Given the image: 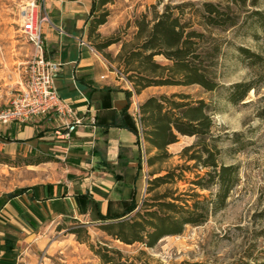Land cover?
I'll use <instances>...</instances> for the list:
<instances>
[{
	"label": "rangeland",
	"instance_id": "1",
	"mask_svg": "<svg viewBox=\"0 0 264 264\" xmlns=\"http://www.w3.org/2000/svg\"><path fill=\"white\" fill-rule=\"evenodd\" d=\"M34 1L42 2L0 0V112L7 109L20 92L35 54L33 44L21 31L24 14L29 4ZM183 2L225 4L224 0H115L113 4L106 6L109 12L107 22L101 25L91 38L88 27V42L100 53L105 62H109L110 70L115 68L125 74L114 60L122 51L124 42L133 40L137 32L136 20L143 14L151 15L154 6L159 12H163L166 5ZM257 9L264 11V0H260ZM100 14L101 11L92 18ZM247 14L246 10L241 11L240 24L237 27L227 31H213V37L222 46L217 68L222 87L218 91L206 92L200 86L150 87L143 96L186 94L195 101L204 100L212 105L215 110L212 116L214 121L212 134L222 152L219 162L239 167V182L232 190L226 208L210 214L207 222L202 225H188L181 235L162 239L154 248H147L142 244L126 245L100 230L98 225L93 223L91 216L79 217V220L88 226L91 243L96 247L100 244L121 251L122 262L242 264L253 262L254 258L264 259V67H251L250 60L239 51V48H246L264 57V31L252 19L248 20ZM108 40L118 42L102 51L99 50V44ZM156 60L162 64H170L163 57H157ZM125 76L130 81L126 74ZM253 80L257 82L256 91L250 92L238 104L228 100V89L233 84ZM135 95L139 94L134 87ZM9 128V125L0 123V133L3 136L12 137ZM197 140V137L180 136L179 142L169 147L172 157L152 167L148 165L147 159L157 155L158 151L151 150L142 142L144 139L140 141L142 169L136 176L135 185L141 204L137 211L145 201L160 196L167 189L174 192L175 196L194 192L191 191L190 181L195 180L198 174L204 175L208 169L197 166L194 161L188 162L183 156V151ZM37 158L36 155L16 149L14 145L0 142V200L6 201L11 194L35 184L52 183L65 177V162L53 159L38 164ZM177 166L188 167L183 173L182 181L178 180L176 184L164 185L149 191V188L153 187L150 184L151 180L164 176L168 170ZM196 192L210 197L211 193L216 192V188L197 189ZM126 198H129L128 195ZM14 202L28 212L27 192L16 197ZM15 208L5 211L7 212L5 217L9 221L18 219ZM19 219L17 221L21 224V221L26 220L21 216ZM73 225L69 218L55 217L41 225L37 231L29 233L15 232L8 226L1 225L0 229L4 227L5 234L17 237L19 246L17 264H103L87 244L81 243L75 235L68 233Z\"/></svg>",
	"mask_w": 264,
	"mask_h": 264
},
{
	"label": "trees",
	"instance_id": "2",
	"mask_svg": "<svg viewBox=\"0 0 264 264\" xmlns=\"http://www.w3.org/2000/svg\"><path fill=\"white\" fill-rule=\"evenodd\" d=\"M222 2H183L177 5H166L163 12L153 7L152 14H143L136 20L137 32L130 42H124L122 51L114 60L123 69L128 79L135 87L137 94L150 87H187L200 86L206 92H216L222 85L219 82L218 64L222 54V46L213 37L214 30L227 31L240 24L241 11L246 10L247 19H252L264 31V11L258 10L260 0H224ZM115 0H93L89 20V38L95 34L101 25L107 22L109 12L106 6ZM251 8V9H249ZM101 14L95 18L97 12ZM198 27V28H197ZM118 40H108L99 44V50H104L117 43ZM240 53L250 60L251 67H264V57L246 48H239ZM110 58V56H108ZM157 57L165 58L170 64H162ZM257 82H240L233 84L228 90V100L233 104L242 102L250 92L256 91ZM128 98L133 96L127 91ZM212 105L204 100H193L190 95L175 93L171 96H151L139 105L141 130L139 131L126 112L125 119L131 123L127 127L144 139L151 150L158 154L147 159L150 167L172 157L169 147L179 142L180 136L197 137V142L183 151L187 161H194L197 166L208 169L204 175H197L191 180L190 193H175L167 189L160 196L141 204L137 193L128 200L114 202L109 200L106 211L102 203L96 201L89 193L77 194L75 203L80 214H90L93 223L115 240L126 245L142 244L147 248H154L164 238L181 235L186 226H199L207 222L210 214L217 213L227 206L232 190L237 186L239 167L219 162L221 150L216 145V138L212 134L214 115ZM264 117V113H263ZM123 126V125H122ZM192 153V154H190ZM52 157H38L37 163L53 160ZM142 169L139 160L138 173ZM186 166H177L168 170L164 176L151 180L154 190L168 184H176L184 179ZM179 172V173H178ZM215 193L205 197L199 190H212ZM151 189V190H150ZM41 187L22 189L11 194L8 200H0V223L15 232L37 231L40 227L38 220L30 213L31 210L38 219L45 221V217L34 201L41 203L53 197V186L45 187L47 191L43 197ZM29 194L28 212L24 211L14 199L25 193ZM31 195V196H30ZM30 203V205H29ZM68 203V202H67ZM14 210L25 221L16 219L9 221L5 211ZM74 225L68 233L76 236L77 240L88 247L102 260L103 264H149L147 262H122L121 251L107 246L91 243V236L87 224L77 218H71ZM20 224V225H18ZM0 252H3V262L14 264L17 257V237L5 234L0 239ZM242 264H264V259L254 258L253 262Z\"/></svg>",
	"mask_w": 264,
	"mask_h": 264
},
{
	"label": "crops",
	"instance_id": "3",
	"mask_svg": "<svg viewBox=\"0 0 264 264\" xmlns=\"http://www.w3.org/2000/svg\"><path fill=\"white\" fill-rule=\"evenodd\" d=\"M45 1L49 17V23L44 28L46 54L49 59L61 64L55 86L59 96L84 118V126L73 134L71 140H59L56 132L61 124L51 114L25 124H6L12 137L0 133V142L5 145H14L26 154L52 157L66 163L63 179L30 186L41 187L42 197L47 192L45 187L53 186L52 198L39 202V205L34 201L45 221L29 210L40 226L55 217L79 219L90 216L80 214L75 203L77 194L89 193L102 203L103 211H106L109 200H128L135 193L138 198L135 180L141 159L139 137L127 125L132 120L139 130L136 114L139 105L148 98L143 97L147 89L128 98L127 91H132L128 84L90 50L88 26L93 0ZM123 112L131 120L125 119ZM0 225L5 227L2 223ZM4 227L0 229V239L5 235ZM23 232L29 233L27 230ZM17 248L14 264H17L19 256L18 240ZM3 255L0 252V264H5Z\"/></svg>",
	"mask_w": 264,
	"mask_h": 264
},
{
	"label": "built area",
	"instance_id": "4",
	"mask_svg": "<svg viewBox=\"0 0 264 264\" xmlns=\"http://www.w3.org/2000/svg\"><path fill=\"white\" fill-rule=\"evenodd\" d=\"M47 23H49V17L46 11V1L30 3L23 17L21 31L33 44L35 54L20 92L15 96L11 105L0 112V123L4 125L23 124L53 114L61 124V128L56 132L57 138L69 141L73 134L84 126V118L78 115L69 102L59 96L56 89L55 80L61 70V64L47 57L44 40V28ZM89 48L96 56L101 57L100 53L90 44ZM106 62L109 64L108 61ZM112 71L119 79L125 81L134 93V86L126 79L125 74L115 68ZM136 119L140 131L139 110ZM92 123L95 124V121L92 120Z\"/></svg>",
	"mask_w": 264,
	"mask_h": 264
}]
</instances>
